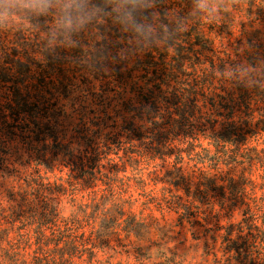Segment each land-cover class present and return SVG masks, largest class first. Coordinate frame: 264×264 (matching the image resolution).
Masks as SVG:
<instances>
[{"label":"rangeland","instance_id":"rangeland-1","mask_svg":"<svg viewBox=\"0 0 264 264\" xmlns=\"http://www.w3.org/2000/svg\"><path fill=\"white\" fill-rule=\"evenodd\" d=\"M23 3V0H0L2 37L5 36L2 23L13 27V30L20 23L29 24L26 13L28 6ZM5 4L20 6L5 12ZM54 6L58 13L54 15L58 28L52 29L56 38L54 41L67 36L75 40L78 33L81 46L86 47L83 41L86 40L97 47L94 40L101 42L105 32L112 36L121 34L117 32L118 29H112L115 27L110 28L108 22L95 19V16H88L86 20L81 16L65 19L61 15L60 4ZM164 6L169 21L175 22L184 15L187 24L193 21L204 24L209 50L206 49L199 60L192 57V63L185 61V72V69H176L172 57L173 49L178 46L167 48L161 40L163 14L160 12H156L160 23L156 20L143 21V26L135 27L132 22H126L121 29L126 31L127 37L133 38L126 42L123 37L117 39L119 43L107 44L125 49L126 62H118L114 66L115 63L109 60L101 65L84 66L75 60L64 72L73 80L75 87L67 92L66 97L60 95L54 98L50 93H43L45 97L41 101L55 113L45 111L44 116L37 119L38 126L43 131L45 125L55 124L58 139L78 149L86 146L88 138L105 143L107 156L120 167V176L114 181L116 190L130 202L127 210L136 219H143V230L140 236H135L124 231L120 225L111 230L106 243L94 240V244L98 245L97 257L101 264H240L235 260L228 261L223 250L222 236L229 224L240 221L243 208V204L236 203L238 205L232 207L233 211L228 210V203L235 194L229 192L226 180L247 177L249 181L241 187L240 196L261 194L264 191L260 188L262 167L254 163L250 167L245 164L235 167L221 164L216 169L210 160H203V148L209 149L210 153L214 150L207 138L203 137L204 132H211L208 124L197 128L195 137L191 133L187 136L185 132H176V139L171 141L173 154H164L167 150L162 145L163 140L173 137L169 132L171 126L166 122L168 118L176 116L173 105L167 104L164 99L169 97L171 90L187 88L186 85L191 84L188 81L192 79L193 83L194 77L201 75L203 69L206 70L204 85L196 89L199 102L210 107L208 112H212V100L223 106L221 100L228 98L230 91H236L235 88L243 84L249 91H254L255 96L249 105L253 110L252 115L248 117L241 107L239 120H246L247 123L242 122L246 132L258 133L251 145L264 149V96L256 95L254 85L262 84L260 87H264V80L259 82L257 73L254 76L245 49L251 31L263 29L264 23H251L243 16L244 10L231 5L228 0H166ZM165 27L168 28L167 25ZM35 29L38 36L47 38L46 31L41 27ZM8 36H11L10 33ZM69 46L68 51L72 53L74 42ZM148 54L155 56L156 67L159 68L156 75L154 66L147 67L146 63L142 67L138 63V60L147 61ZM235 62L238 63L237 71L233 68ZM172 64L176 69L175 79L170 77V81H166L161 73L167 72ZM7 85H0V107L6 105L8 97L13 98L10 95L7 97L11 91ZM213 112V118L221 120ZM30 116L25 115L24 120H20L15 116L14 119L0 114V233L2 229L10 227L8 216L27 197L28 185L34 177L37 180L41 177L40 182L49 181L55 185L59 177L64 180L68 174L65 164L52 155L55 146L52 138L46 136L47 132L37 130V122ZM214 128L219 130V123L216 122ZM177 149L192 154L183 153L182 173L190 180L192 190H200L184 218L163 206L164 200H177L179 196L182 201L186 200V191L181 186H174L170 179L176 174L173 164ZM193 153L200 156L195 157ZM136 168L142 174L143 186L138 176L134 175ZM202 175L206 178L203 179ZM212 178L214 184L206 183L207 179ZM60 198L62 202L67 201L64 196ZM65 208L61 212L64 218L71 213L68 203ZM146 224H149V228ZM85 231V236H88V228ZM14 233L12 228L11 234ZM4 246L6 242L1 241L0 254Z\"/></svg>","mask_w":264,"mask_h":264},{"label":"trees","instance_id":"trees-1","mask_svg":"<svg viewBox=\"0 0 264 264\" xmlns=\"http://www.w3.org/2000/svg\"><path fill=\"white\" fill-rule=\"evenodd\" d=\"M23 1H25L23 5L28 6L26 13L29 24L20 23L13 30V27L9 28L2 23L1 28L5 27L4 37L0 30V85L8 84L11 91L7 93V97L9 95L13 97H8L6 105L0 107V114L2 117L8 115L20 120H24L25 115H31L37 122L36 129L47 132L46 136L52 138L55 145L52 155L57 156L62 164H65L68 174L64 180L59 177L55 185L50 184L49 181L40 182L41 177L38 180L34 177L32 183L28 185L30 189L27 197H24L15 211L8 216L10 227L2 229L0 233V244L1 241L6 242V246L1 247L0 264H80L77 260L88 264H101V260L97 257L98 245L94 244V240L106 243L111 230L120 225L127 233L140 236V231L143 230V219H136L132 212L127 210L130 202L122 198L116 190L114 181L120 176L121 170L117 162L107 156L108 147L105 143L101 144L100 141L88 138L86 146L78 149L58 139L55 134V124L49 123L45 125L43 131L40 130L42 128L38 126V117L44 116L45 111L55 113L53 112L55 110H48V106L41 101L45 97L43 93H50L54 98L60 95L67 96V92L75 87V84L69 76L64 75V72L75 60L84 66L101 65L109 60L115 63L114 66L118 62H126L125 49L121 46L109 47L107 44L119 43L117 39L123 37L126 42L133 38L127 37L126 31L121 29L126 22H132L135 27L143 26V21L156 20L160 23L161 21L156 18V12L163 14L161 40L166 43L167 48L178 46L173 49L172 58L176 69L178 67L183 70L187 68L185 61L192 63L190 61L192 57L199 60L205 50H209L203 30L204 24L200 21L187 24L188 20L184 18V15L178 20L176 18L175 22L169 21V15L164 6L166 0ZM228 1L231 5L242 8L243 16L251 23H264V0ZM56 3L62 7L61 15L65 19L81 16L86 20L88 16H95V19L108 22L111 25L110 28L115 27L112 29H118L117 32L121 34L112 36L109 32H105L101 42L94 40L97 47L86 40H83L86 47L81 46L78 33L75 40L72 36H67L54 41L56 38L52 29L56 28L57 24V18L54 17L58 14L54 6ZM69 3H79L80 11L69 15L66 9ZM50 22L52 24L49 25ZM164 25L168 28H164ZM38 27L46 31L47 38L38 36L35 29ZM9 33L11 36H8ZM72 42L75 46L70 53L68 46ZM245 49L248 63L254 69V76L257 73V80L263 81L264 27L251 31ZM148 55L147 61L138 60V63L142 67L146 63H148L147 67L154 66L156 75L159 68L156 67L155 56ZM237 66V62L233 63L236 71ZM176 69L172 64L167 72L161 73V76L166 81H170V77L175 79ZM258 69L260 71L256 72L255 70ZM205 74L206 70L203 69L201 75L197 74L194 77L193 83L192 79L188 81L191 84H187V88L171 90L169 97L164 99L167 104L173 105L176 113V116L168 118L166 122L171 126L169 132H172L173 137L163 140L162 145L167 150L164 154H173L174 147L171 141L176 139L178 135L176 132H185L187 136L191 133L195 137L194 132L198 130L197 128L208 124L211 132H204L203 137L207 138L214 150L210 153L209 149L203 148V160H210L216 169L221 164L226 167L244 164L250 167L252 163L257 164L262 167L260 188L264 189V149L251 145L254 136L258 133L246 132L242 123L246 120H239L241 107L248 117L252 115L253 110L249 105L255 92L239 84L235 88L236 91H230L228 98L224 97V100H221L223 106L216 100H212L210 104L212 112H208L210 107H207L206 103L199 102L196 89L204 85ZM57 75L60 76L59 79L56 78ZM157 79L160 80L159 75ZM254 85L256 95L263 97L262 88L264 87H260L262 84ZM220 107L223 110L226 109L225 112ZM213 111L221 120L213 118ZM238 121L241 123L237 124ZM216 122L220 125L219 130L214 128ZM183 153L192 155L184 149L176 150L173 164V171H176V174L170 179L174 186H181L186 191V200L182 201L179 196L177 200H164L163 205L179 213L181 218L187 217L196 193L200 192L199 188L191 189L190 180L182 173ZM193 155L200 156L199 153H193ZM106 166L107 171H105ZM134 171L135 177L138 176L140 185L143 186L142 174L137 168ZM202 177L206 178L203 175ZM214 178L207 179L206 183L214 184ZM247 181H249L247 177L226 180L229 192L231 195L235 194L228 203V210L233 211L232 207L238 205L236 203L243 204V208L240 221L229 224L222 236L223 250L228 261L235 260L240 264H264V191L258 195L253 193L249 197L240 196V189ZM237 188L240 191H236ZM60 196L66 197L67 201L62 202ZM66 203L69 204L71 213L64 218L61 212L66 209ZM146 227L149 228V224H146ZM12 228L15 230L14 234H11ZM86 228L91 233L88 236H85ZM108 264L111 263L108 262Z\"/></svg>","mask_w":264,"mask_h":264},{"label":"clouds","instance_id":"clouds-1","mask_svg":"<svg viewBox=\"0 0 264 264\" xmlns=\"http://www.w3.org/2000/svg\"><path fill=\"white\" fill-rule=\"evenodd\" d=\"M20 5L18 4H5L4 5V10L5 12L9 11L10 9H14L19 7ZM66 9L69 15H71L74 12L80 11V5L79 3H69L66 5Z\"/></svg>","mask_w":264,"mask_h":264}]
</instances>
